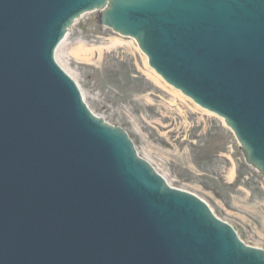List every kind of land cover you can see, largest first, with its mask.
Segmentation results:
<instances>
[{
	"label": "water",
	"instance_id": "water-1",
	"mask_svg": "<svg viewBox=\"0 0 264 264\" xmlns=\"http://www.w3.org/2000/svg\"><path fill=\"white\" fill-rule=\"evenodd\" d=\"M95 10L221 118L264 177V0H0V264H264L93 115L55 62Z\"/></svg>",
	"mask_w": 264,
	"mask_h": 264
},
{
	"label": "rangeland",
	"instance_id": "rangeland-1",
	"mask_svg": "<svg viewBox=\"0 0 264 264\" xmlns=\"http://www.w3.org/2000/svg\"><path fill=\"white\" fill-rule=\"evenodd\" d=\"M96 19L98 12L83 15L55 53L89 109L122 128L170 187L203 200L244 244L264 251V178L231 131L157 76L134 40ZM114 41L121 44L110 48Z\"/></svg>",
	"mask_w": 264,
	"mask_h": 264
},
{
	"label": "bare ground",
	"instance_id": "bare-ground-1",
	"mask_svg": "<svg viewBox=\"0 0 264 264\" xmlns=\"http://www.w3.org/2000/svg\"><path fill=\"white\" fill-rule=\"evenodd\" d=\"M82 16H80V18H81ZM80 18H78V19H76L75 20V23H76V21H78ZM69 35V33L67 34V36ZM67 36L65 37V39H64V41L59 45V47L57 48V50L62 46V44L66 41V39H67ZM117 44H121L119 41H114V42H112L111 44H110V48L111 47H113V46H115V45H117ZM108 48V47H107ZM99 50H103V49H99ZM80 53H83L84 55H86L88 58H89V56L90 55H92L93 53H92V50H88V49H86V50H84V49H82V47L80 48ZM204 111H206V110H204ZM206 112H208V111H206ZM208 113H210V112H208ZM211 114V113H210Z\"/></svg>",
	"mask_w": 264,
	"mask_h": 264
}]
</instances>
